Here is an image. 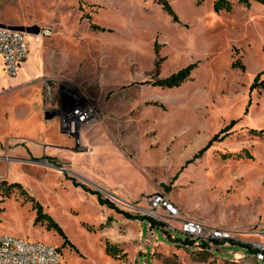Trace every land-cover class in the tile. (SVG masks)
<instances>
[{"label":"rangeland","instance_id":"rangeland-1","mask_svg":"<svg viewBox=\"0 0 264 264\" xmlns=\"http://www.w3.org/2000/svg\"><path fill=\"white\" fill-rule=\"evenodd\" d=\"M231 1L215 12V0H168L176 21L158 0H0V26L30 36L29 85L0 69L13 83L0 109L26 132L14 145L41 151L0 161V236L55 246L61 264H264L253 247L264 243V88L250 90L264 71V5ZM37 93L45 124L28 103ZM79 106L91 120L70 135L63 117ZM157 198L179 214L150 215ZM38 204L68 244L36 224ZM186 221L233 238L185 245Z\"/></svg>","mask_w":264,"mask_h":264},{"label":"built area","instance_id":"built-area-1","mask_svg":"<svg viewBox=\"0 0 264 264\" xmlns=\"http://www.w3.org/2000/svg\"><path fill=\"white\" fill-rule=\"evenodd\" d=\"M49 30L43 29L38 36H49ZM28 33L9 27L0 26V57L5 75L9 78L18 76L22 64L27 60L29 53ZM91 111L84 107H76L63 117L62 128L70 135H75L78 130L91 120ZM0 161L9 163L8 154L0 156ZM159 208H164L171 216L179 214L178 208L170 202L157 198L152 201L150 215L157 218ZM182 233L197 243L204 242L208 245L217 242L231 241L232 232L225 228L202 225L193 221H186ZM217 245V244H216ZM257 248L258 261H264V243L253 245ZM63 260L60 249L42 242L0 236V264H61Z\"/></svg>","mask_w":264,"mask_h":264},{"label":"crops","instance_id":"crops-1","mask_svg":"<svg viewBox=\"0 0 264 264\" xmlns=\"http://www.w3.org/2000/svg\"><path fill=\"white\" fill-rule=\"evenodd\" d=\"M0 59H1V57H0ZM25 63H26V61L22 64V67H21L19 73H22V71L24 69H26L27 67L30 66V65H28L27 67L26 66L23 67ZM0 69H1L2 73L5 74L2 60H1ZM22 75H23V73H22ZM14 80L16 81L15 86H17V87L29 85L28 83H25V82H24L25 84L21 83V81L23 82V78L20 74H18V76L15 77ZM17 80H20V81H17ZM8 85H11V87H12L13 83L11 81L8 82V79L6 77H4L3 79H0V101L3 99H6L7 96H9V92H8L9 86ZM35 102L38 103V105L36 106L37 107L36 110H34L36 118H39V116H40V122H42V124H45V122L47 123L48 120L44 119L46 112L43 109V100H42V97L39 93H37L35 96L32 95V99H28V103H30L31 107H33L35 105ZM27 105H29V104H27ZM41 114L43 115V119H41ZM6 116H7V112L4 110L2 111L0 109V155L5 154L7 152L10 155H12V157H13L12 159L15 162L21 161L24 163H32L33 161H38L37 158H39V156L41 155L40 149L30 150L27 146H25L23 144H18V145L15 144L14 145V143H17L18 141L25 139L26 132H24L23 130H21L19 128H16V130H13V126L11 124L12 117H11V115L8 118ZM7 120L10 124L9 126L6 125ZM57 124L59 125V123H57ZM6 126H8V128L10 129L9 130L10 132L5 131ZM58 128H59V126H58ZM13 136L18 137L19 139L16 138V140L13 141V138H12ZM40 139H43V141L46 139L43 133H42V135H40ZM0 173H2V170H0Z\"/></svg>","mask_w":264,"mask_h":264},{"label":"trees","instance_id":"trees-1","mask_svg":"<svg viewBox=\"0 0 264 264\" xmlns=\"http://www.w3.org/2000/svg\"><path fill=\"white\" fill-rule=\"evenodd\" d=\"M239 4L245 6V7H249L251 5L252 2H257L260 4L264 5V0H236ZM158 2L163 5L165 12H167L169 15H171L173 17L174 20H178L177 15L175 14V12L173 11L171 5L169 4L168 0H158ZM213 9L215 12H221V11H225V12H231L233 9V3L231 0H215L214 4H213ZM237 66V65H235ZM190 73V69L186 68L183 69L175 74H173L171 77H169L167 80L164 81V84L166 85H171V86H176L179 85L180 83H182L183 81H185L188 77ZM264 75V71L257 74V76L255 77L253 84L250 88L251 91H253L256 88H264V79H262V76ZM232 124H235L234 122H232ZM213 140H211L201 151L199 154L204 153L210 146ZM198 156H195V158ZM99 199L100 202L102 204H107L109 207H111L112 209H116V207L109 201L106 199H103L102 196L99 194ZM38 208H39V214L36 218V224H44L45 227L50 230V231H54L57 232L64 240V245L69 243V240L67 238V236L65 235L62 227L48 214L43 212V207L38 204ZM128 218H134L129 214H125ZM144 218V217H142ZM190 242V244H194L195 246H199L200 248H206L208 247V245L204 242L201 243H197L194 240H191L189 238L185 239V245H188ZM201 251H205L203 249H201ZM209 252V251H206Z\"/></svg>","mask_w":264,"mask_h":264},{"label":"bare ground","instance_id":"bare-ground-1","mask_svg":"<svg viewBox=\"0 0 264 264\" xmlns=\"http://www.w3.org/2000/svg\"><path fill=\"white\" fill-rule=\"evenodd\" d=\"M110 66H111V67H114L115 65H113V64H110ZM110 66H108V67H110ZM106 68H107V67H106ZM110 75H112V74H110Z\"/></svg>","mask_w":264,"mask_h":264},{"label":"water","instance_id":"water-1","mask_svg":"<svg viewBox=\"0 0 264 264\" xmlns=\"http://www.w3.org/2000/svg\"><path fill=\"white\" fill-rule=\"evenodd\" d=\"M48 119H50V118L48 117Z\"/></svg>","mask_w":264,"mask_h":264}]
</instances>
